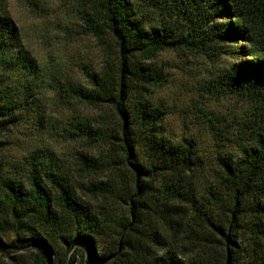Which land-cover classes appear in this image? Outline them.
<instances>
[{
	"label": "trees",
	"instance_id": "1",
	"mask_svg": "<svg viewBox=\"0 0 264 264\" xmlns=\"http://www.w3.org/2000/svg\"><path fill=\"white\" fill-rule=\"evenodd\" d=\"M76 1L104 59L99 71L85 72L88 88L65 84L59 93L112 110L118 132L81 118L65 132L74 141L106 144L117 156L105 164L78 152L76 161L85 173L105 166L130 173L128 214L117 224L114 248L102 251L96 238L104 223L78 201L61 169L30 162L26 185L18 172L6 175L0 159V253L15 264L27 263L17 253L28 255L27 264H70L75 256L79 264H242L245 258L264 264V0H150L165 11L161 27H146L133 0ZM18 35L0 13V136L34 99L37 68ZM228 41L235 43V61L219 85L250 101L254 120L239 139L238 156L216 155L207 178L193 140L176 145L163 136V113L148 95L165 79L152 62L165 51L221 56ZM119 178L109 180L114 191L96 184L86 190L108 201L121 190L114 184ZM53 252L59 263L50 261Z\"/></svg>",
	"mask_w": 264,
	"mask_h": 264
},
{
	"label": "rangeland",
	"instance_id": "2",
	"mask_svg": "<svg viewBox=\"0 0 264 264\" xmlns=\"http://www.w3.org/2000/svg\"><path fill=\"white\" fill-rule=\"evenodd\" d=\"M133 3L146 27L166 24L165 11L153 7L150 0H133ZM79 11L76 0H0V13L13 21L20 45L37 68L32 85L33 104L24 107L18 124L0 136V159L7 176L18 172L23 178L30 162L61 169L72 181L78 201L104 223L103 234L96 242L102 251H107L114 248L119 220L128 214L130 185L126 183L131 176L123 167L118 171L105 166L97 174L81 172L76 161L78 152L105 164L116 161L117 156L106 144L74 141L65 132L79 118L102 127L107 133L118 132V120L112 110L79 104L59 93L65 84L88 88L85 72L99 71L104 59L103 48L86 34ZM235 47L234 42L228 41L223 45L226 54L221 56L165 51L152 62L165 79L162 87L150 89L148 95L163 113V136L176 145L183 139L193 140L207 178L216 170V155L238 156L239 139L246 137L254 120V105L247 99L224 94L219 85L220 75L235 61ZM115 176L120 177L114 184L121 190L113 192L108 201L86 190L89 184H96L101 192L106 188L113 190L109 188V180ZM22 180L27 185L26 178ZM148 182L153 187L156 184ZM3 239L9 242L12 235L7 234ZM168 249L165 247L163 252ZM55 252L51 253L50 261L59 263ZM15 256L28 263L27 254ZM79 260L75 256L70 264H79ZM247 261L245 258L242 264ZM0 264L15 262L0 253Z\"/></svg>",
	"mask_w": 264,
	"mask_h": 264
}]
</instances>
